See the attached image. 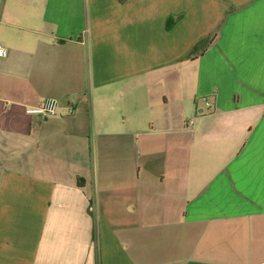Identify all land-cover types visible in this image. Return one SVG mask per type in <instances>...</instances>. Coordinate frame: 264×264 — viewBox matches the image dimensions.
Segmentation results:
<instances>
[{
  "label": "crops",
  "instance_id": "crops-1",
  "mask_svg": "<svg viewBox=\"0 0 264 264\" xmlns=\"http://www.w3.org/2000/svg\"><path fill=\"white\" fill-rule=\"evenodd\" d=\"M0 44V264H264V0H0Z\"/></svg>",
  "mask_w": 264,
  "mask_h": 264
},
{
  "label": "built area",
  "instance_id": "built-area-1",
  "mask_svg": "<svg viewBox=\"0 0 264 264\" xmlns=\"http://www.w3.org/2000/svg\"><path fill=\"white\" fill-rule=\"evenodd\" d=\"M5 54H6V49L0 44V57L4 56ZM206 104L209 103L206 102ZM57 106H58V101L56 98L47 97L43 100V102L39 106L28 108L27 112L37 115L41 118H45L50 115H53L56 111ZM194 121H195V117H193L188 121V125H192Z\"/></svg>",
  "mask_w": 264,
  "mask_h": 264
},
{
  "label": "trees",
  "instance_id": "trees-1",
  "mask_svg": "<svg viewBox=\"0 0 264 264\" xmlns=\"http://www.w3.org/2000/svg\"><path fill=\"white\" fill-rule=\"evenodd\" d=\"M217 35V32L214 31L212 33L207 34L205 37L197 41L190 50V55H194L195 53L204 52L208 46L211 44L215 36Z\"/></svg>",
  "mask_w": 264,
  "mask_h": 264
}]
</instances>
